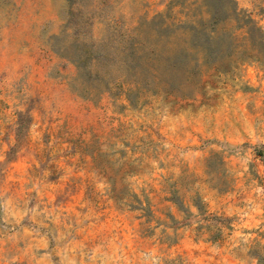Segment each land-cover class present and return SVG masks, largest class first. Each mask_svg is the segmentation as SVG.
<instances>
[{
	"label": "rangeland",
	"instance_id": "rangeland-1",
	"mask_svg": "<svg viewBox=\"0 0 264 264\" xmlns=\"http://www.w3.org/2000/svg\"><path fill=\"white\" fill-rule=\"evenodd\" d=\"M236 1L264 29V0ZM202 2L0 0V264H259L264 70L131 105L117 62L78 65Z\"/></svg>",
	"mask_w": 264,
	"mask_h": 264
},
{
	"label": "trees",
	"instance_id": "trees-1",
	"mask_svg": "<svg viewBox=\"0 0 264 264\" xmlns=\"http://www.w3.org/2000/svg\"><path fill=\"white\" fill-rule=\"evenodd\" d=\"M183 18L160 15L148 23V32L144 31L147 22L140 25L133 32L127 59H101L100 53L89 52L78 65L89 77L106 80L100 67L117 62L123 72L117 85L128 86L126 98L131 105L147 96L161 97L169 104L194 100L186 92L203 86L211 71L234 72L221 65L226 60L255 63L264 70V29L236 0H203L199 9ZM254 248L258 263L264 264V246L256 242Z\"/></svg>",
	"mask_w": 264,
	"mask_h": 264
}]
</instances>
